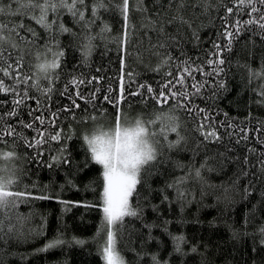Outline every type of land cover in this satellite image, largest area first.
Returning a JSON list of instances; mask_svg holds the SVG:
<instances>
[{
	"label": "trees",
	"instance_id": "1",
	"mask_svg": "<svg viewBox=\"0 0 264 264\" xmlns=\"http://www.w3.org/2000/svg\"><path fill=\"white\" fill-rule=\"evenodd\" d=\"M91 2L92 0H87V3ZM162 2L167 4V0ZM9 3L10 0H4L6 13L16 8L14 3L9 8ZM224 3L234 8L233 14L229 15L223 7L217 6H213L206 13L199 7L194 10L189 7L184 11V16L190 20L191 27L167 24L165 25L167 35H158L156 31L144 29L142 23H147L144 19L145 14L130 13L132 21L136 24V34L131 37L129 50L135 52L140 41H143L141 48L148 46L145 36L147 31V36L151 37L153 44L159 41L167 46L165 49L157 50L162 54L171 53L177 57L176 63L186 57L206 60L210 58L214 43L220 44L221 47L226 45L227 41L222 35L226 26L225 20L227 19L228 25H231L236 16L235 5L228 3V0H224ZM144 6L148 9L146 15L156 19L155 13L160 9L154 0H144ZM100 15L111 31L105 33L103 39L97 37L93 41L95 48L86 63L82 62L79 41L73 40L67 34L59 36L60 45L65 48V56L62 61L63 71L56 70L60 72V79L55 85L56 89L63 88L64 82L71 78L65 73H72L77 77L82 75L85 83L79 86V90L84 96L91 97L94 90L98 89L95 91L93 103L87 104L88 113H84L85 116L89 113L94 115L95 119L82 123L79 119L80 109L75 110L77 117L75 120L69 114L60 111L59 119L55 121L56 125L63 129L59 142L49 141L39 146L37 150L27 151L17 142L15 152L21 157L29 155L34 157L33 163H26L23 158L5 159L0 155V162H3L8 170L5 175L10 174L14 168L26 169L23 183L35 196L49 197L20 203L16 209L8 213L12 218L11 224L17 226V231L12 233V239L5 237L7 242L0 243V264H104L102 247L106 241V234L102 210L103 170L102 166L91 160V154L87 151V145L82 137L90 132L91 128L94 129L101 124L113 126L114 109L103 97L108 95L111 99L118 94L122 59L125 65L123 74L126 95L130 83L128 71L135 74L131 81V89L136 90L140 83H147L153 89H158L165 80L172 78L165 76L164 73L171 70L175 76L176 70L170 62V65L161 66L159 72L151 71L159 60L147 52L143 55V62H138L134 55L124 56L117 39L121 35L122 17L112 7L108 12L101 11ZM51 18L50 14L49 20ZM239 18L246 20L249 16L245 12ZM0 20L5 23L23 21L39 34L35 45L22 46L25 67L21 71L32 77L29 84L38 80L40 87H47L48 82L35 67L45 59L44 29L35 20L26 16L4 15ZM63 23L79 34V28L73 25L71 16L64 15ZM100 27L101 22L98 20L91 30L92 34L96 35ZM250 27L252 30L242 31L241 35L233 40L232 51L226 53L224 73L221 76L202 77L199 73L195 74L198 81L208 79L215 83L221 78L224 81V88L217 89L215 96H212V85L209 84L201 90L202 96L195 99V105L207 109L209 114L207 123L220 132L221 142L202 141V137L194 129L196 119H202L203 114L190 118L186 113L171 106V102L157 108L149 101L151 106L147 109L137 103H133L131 108L122 105L124 113H131L145 121L155 120V116L160 112L178 116L181 124L180 133L186 137V142L171 149L166 145L169 141L176 140L175 133L165 131L166 139L159 135L154 137L162 145L159 150L163 153L164 162L149 173L147 184L150 185V189L138 185L139 195L134 194L132 197L131 204L137 210L139 218L125 217L123 227L119 231H117L119 223L114 225L117 250L125 264H152V255H156L161 264H264V246L253 244L251 235L233 238V231L254 233L256 227L264 221V208L260 209L255 217L250 216L253 206L259 205L261 195L264 194V185L257 183L251 195H246L244 191L247 186L246 179L242 178L238 183H233L238 169L243 167L241 161L246 155L249 156L250 163L255 162V157L249 155L247 150L254 148L257 151H264L261 143L264 142V105L256 103L258 97L253 92L261 80H250L251 71L260 72L264 65V40L261 39L258 27ZM181 51L185 56L180 55ZM37 53L40 54L39 59ZM15 56L16 53L13 52V62ZM204 70L209 72L211 67H205ZM93 76L97 77V80L88 83ZM3 83L6 87L13 85V81L7 77H3ZM24 87L23 84L19 85L21 90ZM176 87L179 88V85ZM109 88L112 89L111 93L108 91ZM188 91L194 89L189 87ZM28 95L40 99V111H35L37 105L34 100L27 99L17 108L18 115L11 118L5 116V122L13 124L16 131L28 139L36 135L34 129L46 130V133L54 132L55 129L48 123L53 119L51 113L69 106L70 98L54 92L51 98L47 99L35 88H29ZM17 98L11 92H0V113L5 109L12 110L13 101ZM129 99L139 100L138 97ZM76 100L81 109L85 108L84 101L79 98ZM35 116H42L45 124L40 125L36 121L33 128L28 129L20 123L32 122ZM228 122L235 126L232 136L225 135V132L232 131L231 129L220 126L221 123ZM165 123L161 120L149 127L159 132ZM241 127L248 130L246 141L241 139L244 134L238 131ZM257 128L260 129L259 132L255 131ZM64 137L70 138L65 140ZM5 139L11 143V139L7 137ZM62 148L67 150L65 155L71 159V165L58 164L53 168L46 167L44 161L49 160L50 155H58ZM11 150L13 149L0 145V152L6 153ZM37 151L43 155L38 156ZM206 159L212 170L202 169L204 176L202 182L189 180L183 186L185 198L178 200L175 190L166 188V184L172 183L177 177L184 176L189 171H194L195 168H200ZM164 194L168 195L170 204L161 203ZM153 206H158V211H153ZM17 213L21 216L19 221ZM246 217L249 219L248 224L244 223ZM164 221H168L166 226ZM177 235L186 237L187 243L183 244L182 248L187 255L174 251L175 243L172 237ZM57 239L63 243L46 251L41 250ZM192 245H198L200 254L190 252Z\"/></svg>",
	"mask_w": 264,
	"mask_h": 264
},
{
	"label": "snow or ice",
	"instance_id": "2",
	"mask_svg": "<svg viewBox=\"0 0 264 264\" xmlns=\"http://www.w3.org/2000/svg\"><path fill=\"white\" fill-rule=\"evenodd\" d=\"M13 3L16 5V8L6 13L4 0H0V17L4 15L26 16L35 20L46 33L43 44V55L45 59L44 62L36 64L35 67L39 69L42 78L48 84L47 87H40L38 80L35 83L29 84L32 77L25 75L21 71L25 67L22 46L35 45V41L39 39V34L32 28L26 26L23 21L5 23L0 20V92H11L18 97L13 101L14 108L12 110L5 109L3 113H0V145H5L13 149L6 153L0 152V155H3L5 159L18 160L23 158L26 160V163L34 162V157L30 155L21 157L15 152L17 142H19L21 147L25 148V151L27 149L37 150L39 146L49 141L59 142L63 134V129L56 125L55 121L59 119L60 111L69 114L75 120L77 119L75 110L80 109L81 116L79 119L82 123L95 119L94 115L89 113L85 116L84 113H88L87 104L93 103L95 91H98V89L94 90L91 97L84 96L79 90V86L85 83L82 75L77 77L72 73H65V75L71 78L64 82L63 88L56 89L55 85L56 81L60 79V72L56 70L60 69L63 71L62 61L65 56V48L61 47L59 36L67 34L73 40H78V47L82 49V62L86 63L95 48L93 41L97 37L103 39L104 34L111 31L109 25L103 21L100 15L101 11L108 12L109 8L112 7L122 17L121 35L117 39L119 40V47L124 56L134 55L138 62H143V55L147 52L149 55L156 56L159 60L157 66L150 69L151 71L159 72L161 66L170 65V62L176 70L175 76H173L171 70L164 73L165 76L172 78L165 80L158 89H153L150 84L140 83L137 85L136 90L131 89V81L135 74L132 71H128L127 76L130 83L126 95L123 74L125 65L122 59V74L119 78L118 94L111 99L108 95L103 97L114 109L113 126L107 131L101 128L97 129L90 136L83 135L82 137L84 143L87 145V151L91 154V160L97 165L102 166L103 170L102 210L106 241L102 247V257L106 261V264H125L117 250L116 233L111 230V227L119 223L120 227L117 229L119 231L123 227L125 217L139 218L137 210L132 207V197L134 194L139 195L137 192L138 185H143L150 189V185L147 184L149 173L157 165L164 162L162 159L163 153L159 150L162 145L154 137L159 135L166 139L165 131L175 133L176 140L169 141L166 145L170 149L178 147L182 142H186V137L180 133L181 124L179 117L163 112L158 113L155 116V120L145 121L142 118H137L132 126L122 123V119L125 121L127 119L122 105L125 108H131L133 103H137L147 109L151 105L161 108L163 105H168L171 102V106L186 113L190 118H196L200 114H203L202 119H196V127L194 129L202 137V141H210L212 143L221 142L220 132L213 125L207 123L209 119L207 109L195 105V99L202 96L201 90L209 84L212 85V96H215L217 89L224 88V81L222 78L215 83L208 79L198 81L196 80L195 74L199 73L202 77L221 76L224 73L223 66L225 65L226 53H231L233 40L238 38L242 31L252 30L250 26L258 27L261 39L264 40V0H228V3L235 5L236 16L233 18L231 25H228L227 19L225 20L226 26L222 35L227 41L226 45L221 47L220 44L214 43L210 58L206 60H201L199 57L195 59L186 57L180 60L179 63H176L178 58L172 56L171 53L162 54L158 51L157 49H165L167 47L166 44L159 41L153 44L151 37L147 36V31L145 36L148 40V46L141 48L143 41H140L135 52L129 50L128 46L131 43V37L136 34V24L132 21L130 13L139 12L145 14L144 19L147 23H142L144 29L156 31L158 35H167L165 32V25L167 24H180L191 27L190 20L185 19L184 16V11L189 7L193 10L199 7L204 13L208 12L213 6L223 7L224 11L229 15L233 14V7L227 6L224 0H167L166 5L162 0H154L155 5L159 7L160 11L155 13L156 19H152L146 15L148 9L144 6V0H92L91 4L87 3V0H10L9 8H11ZM245 12L249 18L241 20L239 17L245 14ZM50 14L52 17L51 20H49ZM64 15L71 16L73 25L79 28V34L72 28L65 26L63 23ZM98 20L101 22V27L99 32L93 35L91 30L96 26ZM157 24H159V27H157ZM13 52L16 53L14 62ZM180 55L185 56V53L181 51ZM49 56L51 59H48ZM39 58L40 54L37 53V59ZM205 67H211V71L205 72ZM3 77L12 80L13 85L4 86ZM251 79L261 80V83L253 89V92L258 97L256 103L264 105V65H262L260 72L251 71ZM93 80H97V77H90L88 83H91ZM20 84L25 86L22 90L19 89ZM176 85H179V88ZM189 87L194 89V91H188ZM29 88H35L40 92L41 96L47 99H50L51 94L55 92L66 95L71 100L69 106L62 107L58 112L51 113L53 119L48 121V123L55 129L54 132L46 133V130L34 129L36 135L31 139L23 137L16 131L13 124L7 123L4 120L5 116L9 118L17 116V108L27 99L34 100L37 105L35 111H40L41 101L38 97H29ZM108 91L111 93L112 89L109 88ZM135 97H138L139 100L132 101L129 99ZM76 98L85 102V108L81 109V105L77 103ZM161 120L166 123L159 132L150 129V125ZM36 121L40 125L45 124L42 116H35L33 121L29 123H24L23 121H20V123L24 128L32 129ZM220 126L232 130L226 131V136H232L235 132V126L230 122L221 123ZM238 131L244 134L241 139L246 141L248 139V130L241 127ZM255 131L259 132L260 129L257 128ZM46 134L47 139H45ZM6 137L11 139L10 144L5 139ZM69 138L64 137L65 140ZM239 142L238 140L237 143ZM261 143L262 147H264V142ZM66 151V149L62 148L59 150L58 155H50V159L44 161L45 166L53 168L58 164L71 165L72 161L65 155ZM247 151L249 155L255 157V162L250 163L249 156L246 155L241 161L243 167L238 169L236 179L233 183H238L242 178L246 179L247 186L244 191L246 195H251L252 191L256 189L257 183L264 185V151H257L254 148H249ZM37 155L42 156L43 153L37 151ZM178 166L183 167L182 165ZM202 169L203 171L212 170L208 165L207 159L202 163L200 168H195L194 171H189L184 176L177 177L172 183L166 184V188L174 189L177 194V199L183 200L186 196L183 186L189 180L204 181ZM7 171V169H0V243L7 242L5 237L12 239V233L17 231V226L11 224L12 218L8 214L11 210L16 209L18 204L26 203L31 199L49 198L43 195L35 196L30 188L23 183L26 169L14 168L10 174L5 175L4 173ZM161 191L163 192L164 190L161 189ZM165 202L171 203L167 194L162 196L161 203ZM262 208H264V194L261 195L259 205L253 206L250 216L255 217ZM153 211H158V206H153ZM20 219L21 216L17 213V221ZM6 222H8L7 226ZM167 223L168 221H164L165 226ZM244 223H249L247 217ZM145 227L150 226L145 225ZM247 235L252 236L253 244L264 246V221L256 227L254 233L233 231L234 239H239L241 236ZM172 238L175 243L174 251L182 255H187L182 248V245L187 243L186 237L177 235ZM60 243H63V241L57 239L54 242L48 243L46 248L41 250L46 251L48 248L57 246ZM77 243H83V241H77ZM190 252L200 254L198 245H192ZM151 260L152 264H161V261L156 255H152Z\"/></svg>",
	"mask_w": 264,
	"mask_h": 264
},
{
	"label": "rangeland",
	"instance_id": "3",
	"mask_svg": "<svg viewBox=\"0 0 264 264\" xmlns=\"http://www.w3.org/2000/svg\"><path fill=\"white\" fill-rule=\"evenodd\" d=\"M125 115H126V117H127V119H126V121L125 120H123L122 119V123H126L127 125H129V126H132V125H134V123H135V120L137 119V118H139V117H135V116H133V114H131V113H125ZM135 117V118H134ZM112 126H110V125H106V126H104V124H101L100 126H98V127H96V128H91L89 131L90 132H88L86 135H91L93 132H95L97 129H103V130H105V131H107V130H109L110 128H111ZM4 163L3 162H0V169H6V166L5 165H3ZM111 230L114 232V225L111 227ZM104 264H106V261H104Z\"/></svg>",
	"mask_w": 264,
	"mask_h": 264
}]
</instances>
